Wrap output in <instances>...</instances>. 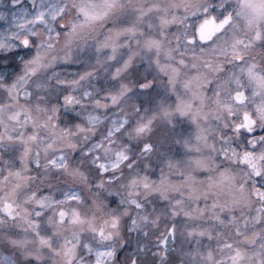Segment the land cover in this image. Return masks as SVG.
<instances>
[{
  "label": "snow or ice",
  "instance_id": "1",
  "mask_svg": "<svg viewBox=\"0 0 264 264\" xmlns=\"http://www.w3.org/2000/svg\"><path fill=\"white\" fill-rule=\"evenodd\" d=\"M0 264H264V0H0Z\"/></svg>",
  "mask_w": 264,
  "mask_h": 264
}]
</instances>
